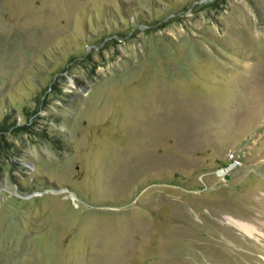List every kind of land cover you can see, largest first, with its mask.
<instances>
[{
	"label": "rangeland",
	"instance_id": "rangeland-1",
	"mask_svg": "<svg viewBox=\"0 0 264 264\" xmlns=\"http://www.w3.org/2000/svg\"><path fill=\"white\" fill-rule=\"evenodd\" d=\"M226 215L264 233V0H0V264H264Z\"/></svg>",
	"mask_w": 264,
	"mask_h": 264
},
{
	"label": "bare ground",
	"instance_id": "bare-ground-1",
	"mask_svg": "<svg viewBox=\"0 0 264 264\" xmlns=\"http://www.w3.org/2000/svg\"><path fill=\"white\" fill-rule=\"evenodd\" d=\"M229 170H230V168L228 169V171ZM218 173L220 174L221 171ZM38 195H40V194H37L35 196H38ZM224 219L226 221V224H228L229 226L240 231L245 236L252 238L256 241L260 240L261 238L264 239L263 231L258 226H256L255 224L250 223V222H245V221L240 220V219H236L230 215H226Z\"/></svg>",
	"mask_w": 264,
	"mask_h": 264
},
{
	"label": "built area",
	"instance_id": "built-area-1",
	"mask_svg": "<svg viewBox=\"0 0 264 264\" xmlns=\"http://www.w3.org/2000/svg\"><path fill=\"white\" fill-rule=\"evenodd\" d=\"M231 158H232L233 162H235V163L231 164L230 168L236 167V165L238 164V162L234 159L233 155H232Z\"/></svg>",
	"mask_w": 264,
	"mask_h": 264
},
{
	"label": "water",
	"instance_id": "water-1",
	"mask_svg": "<svg viewBox=\"0 0 264 264\" xmlns=\"http://www.w3.org/2000/svg\"><path fill=\"white\" fill-rule=\"evenodd\" d=\"M228 178V177H227Z\"/></svg>",
	"mask_w": 264,
	"mask_h": 264
}]
</instances>
